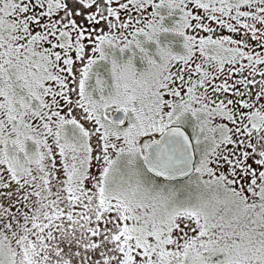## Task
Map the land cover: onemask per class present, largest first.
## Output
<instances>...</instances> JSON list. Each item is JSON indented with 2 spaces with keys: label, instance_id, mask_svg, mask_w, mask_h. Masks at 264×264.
<instances>
[{
  "label": "snow or ice",
  "instance_id": "obj_1",
  "mask_svg": "<svg viewBox=\"0 0 264 264\" xmlns=\"http://www.w3.org/2000/svg\"><path fill=\"white\" fill-rule=\"evenodd\" d=\"M0 264H264V0H0Z\"/></svg>",
  "mask_w": 264,
  "mask_h": 264
}]
</instances>
